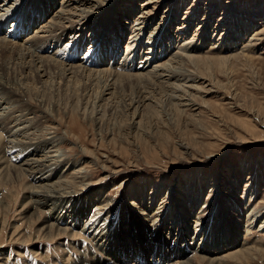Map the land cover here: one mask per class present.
Returning a JSON list of instances; mask_svg holds the SVG:
<instances>
[{"label": "rangeland", "instance_id": "1", "mask_svg": "<svg viewBox=\"0 0 264 264\" xmlns=\"http://www.w3.org/2000/svg\"><path fill=\"white\" fill-rule=\"evenodd\" d=\"M43 1L5 0L0 3L9 9L2 12L7 16H0L4 19V24L0 25V39H4L0 45L4 47L0 46V50L7 46L0 51L3 53L0 64L9 65L3 73L0 72L3 75L7 73L6 79H20L21 92L34 93L29 98L23 97L24 107L19 104V98L13 96L11 99L6 94L10 107H0V120L14 113L13 117L20 116L21 127L24 128L23 132L9 136L10 139L6 132L0 131L3 134L0 136V264H92L93 260H105L104 264H120L122 261L140 264L152 258L154 261L159 258L157 264L190 258H195L191 264H206L199 260V251H192L195 244L200 250L205 240L210 247L229 235L236 237L237 242L233 247L216 252L218 258H224H219L221 264H241L230 260L227 254L243 249H250L252 254L249 261L242 264H264V0H157L141 7L145 0H133V3L128 0L125 4L122 0L121 8L126 6L129 13H126L127 17L121 16V22L127 19L129 25L120 24L126 30L118 42L119 55L104 66L97 64L100 55L96 44L90 48L94 41L90 43L89 38L95 40L99 35L97 32L108 30L98 27L112 22L113 5L117 7L121 0H92L86 6L87 19L84 17L86 14L79 17L77 10L72 11L73 14L68 16L74 17L64 19L60 24L68 27L71 24L69 20L79 17L77 20L82 21L72 23L71 27H77L71 33L63 27L51 32L41 27L55 15L61 0H54L52 9L48 8L36 23H30V19L37 17L35 9ZM5 8L1 6L0 9ZM143 8L146 11L150 9L153 18L149 24L145 21L147 28L138 30L142 24L137 16ZM111 9L110 19L105 18ZM19 17H23L21 22L12 25ZM9 25L13 27L8 29ZM235 26L239 30L236 39L232 35ZM1 32L7 34L4 36ZM135 34L139 35L138 40L131 46L129 42L134 39L129 40V37ZM156 34V44L148 45L154 49L158 45L161 53L157 54V61L146 69L142 68L137 63L145 52V42ZM162 34L167 36L164 42L159 38ZM107 35L106 50L103 45L101 47L103 52L109 53L116 36ZM32 37L36 48L25 46L42 60H51L55 64L60 62L65 67L83 64L94 70L109 69L121 77L111 75L105 82V76L77 72L71 82L77 83L79 93L72 96L65 90L60 77L54 76V68L48 72L51 77L40 79L44 85L38 83L34 73L20 69L27 61L18 60L17 56L22 53L24 42H30ZM192 45H200L198 53L205 58L198 65L178 58L187 50L194 54ZM91 52L99 56L91 59ZM120 56L122 58L118 60ZM222 56L228 59L222 61ZM125 60L132 62L125 63ZM168 60L171 67L163 77L158 74L161 72H157V79L141 75L127 81L128 77L124 76H133L137 72L145 74ZM146 78L164 84L162 88L158 86L163 92L156 90V83L149 86ZM73 83L71 85L75 86ZM82 83H87L86 87L88 83L90 85L84 90ZM138 100L142 101L138 103ZM6 139L14 140L10 144ZM48 139L51 141L46 144ZM31 148L34 151L38 148L35 151L38 153L31 152ZM25 153H28L27 157ZM37 157L60 161L62 165L56 168L58 173H46L45 169L42 171L44 175L41 172L33 176L40 178L38 180L48 178L49 182H33L31 176L26 177L15 168H9L15 163L13 159L21 163V160ZM54 166L55 163L51 167ZM235 175L239 177L232 189L228 184ZM75 176H85L86 182H83L92 191L89 198L78 196L80 203H76L74 208L75 200L72 199L58 208L56 216L59 221H55V226L67 228L65 232L45 229L48 214L30 203L31 184H49L58 179L67 182ZM214 181L220 189L217 187L212 194V188L207 186ZM77 182L79 179L69 183L70 188L67 185L66 190H78ZM200 182L206 185L200 186ZM250 188L254 193L248 192ZM190 189L192 194H196L197 203L184 222L188 232L185 239L193 236L191 249H183L186 244L181 247L177 244V233L171 237L178 227H173L179 217L175 216L177 210L169 215L166 212L172 204L181 205L180 191L185 195V201ZM169 191H175V194L172 193L174 196L167 200ZM140 198L143 203L146 200L148 203V210H143L147 226L141 221L136 223L133 218L139 219L143 208L131 203L134 200L137 203ZM187 201L190 209V200ZM97 203L100 205L94 206ZM103 205L104 209L99 213L97 208ZM106 206L109 210L103 213ZM160 211L163 213L159 214ZM165 217L166 223L161 220ZM149 224L151 228H148Z\"/></svg>", "mask_w": 264, "mask_h": 264}, {"label": "bare ground", "instance_id": "2", "mask_svg": "<svg viewBox=\"0 0 264 264\" xmlns=\"http://www.w3.org/2000/svg\"><path fill=\"white\" fill-rule=\"evenodd\" d=\"M5 0H0V3L1 4H3V2H4ZM132 2L131 3H133V2H135V1H133V0H131ZM32 2V1H31ZM34 2V1H33ZM45 2H46V4H45ZM90 2H92V0H61V2H60V6H59V8H58V10L57 11H55L56 13H54L55 15H53V16H49L50 17V19H49V21H47V23H45L43 26H41L42 28H48L46 31L47 32H51V31H54V30H59V29H61L62 27L66 30V31H70V33L72 32V30H75L76 29V27H77V25H74V27H71L72 26V23H75V24H77V23H80L82 20H80V21H78L77 20V18H79V17H81L83 14H86L84 17H85V19H87V13H85V10L88 8V7H86V6H88L89 4H90ZM96 2V1H95ZM123 2H124V4L125 3H128V0H123ZM122 2V0L119 2V5L117 6V7H115L114 5H113V10H114V14H113V16H114V19L112 20V22H108L109 24H106L105 25V23H104V25L103 24H100V26L98 27V28H100V30H105V29H107L108 28V30H105V32H103V31H101V32H97V33H99V35H98V38L97 39H95V40H92V38H89V40H91L90 41V43H92L93 41V43L91 44V47L90 48H92V47H95L94 45L96 44V50L99 52V55H100V57H99V60H98V62H97V64L98 63H100V65L102 64L103 66L104 65H109L110 63H112L111 61L112 60H114L115 61V58L116 57H118V55H119V48H118V42L122 39V33H124V31L126 30V29H123L124 27H123V25L121 26L120 24L121 23H123L124 25H129V22H127L126 20L125 21H123V22H121V16L123 17V16H126L127 17V15H126V13H129V10L126 8V6H124L123 8H121V4L123 3ZM155 2H157V0H145L144 2H142V4L140 5V7L142 6V5H149V4H151V3H155ZM6 3V2H5ZM18 3V2H17ZM40 4H41V2H39ZM53 3H54V0H45V1H43V4L42 5H39V8H36L35 9V11L37 12V17L36 18H32V19H30V23H32V24H34V23H36L37 21H39L40 19H41V16L47 11V9L48 8H51L52 7V5H53ZM45 4V5H44ZM7 5H9V4H7ZM26 5V4H25ZM133 5V4H132ZM132 5H130L131 7H134V6H132ZM1 6H2V8L4 7H7L6 5H0V8H1ZM19 7V6H18ZM10 8V7H9ZM17 8V7H16ZM25 7H23L22 8V10L24 9ZM147 8H148V6H147ZM52 9V8H51ZM50 9V10H51ZM91 9V8H90ZM112 9H111V11H109V13L107 14V16L105 17V18H107V17H109V19H110V14H111V12H112ZM146 8H143V9H140V12H139V16H137L138 17V19L137 20H141L139 23H140V25L142 24V26H140V29H138V30H141V29H143V28H145L147 25L146 24H149V22L152 20V16H151V12H150V9L148 10V11H146L145 10ZM4 10H9V9H0V16H2V15H4V14H2V12L4 11ZM49 10V9H48ZM76 10H77V12L79 13L78 14V16L79 17H77V16H75V18L76 19H72V20H69V26L68 27H64L63 25H61L60 26V24H61V21H63L64 19H71V17H74V16H68V15H72L73 13H71L72 11H74V12H76ZM89 11V10H88ZM5 12V11H4ZM36 15V14H35ZM105 15V14H104ZM5 16H7V14H5ZM5 16H3L5 19H6V17ZM11 16V15H10ZM87 16V17H86ZM129 16H131V15H129ZM2 17V18H3ZM68 17V18H67ZM104 17V16H103ZM22 18L23 17H19L18 19L16 18V23H12V25H18V23L17 22H21V20H22ZM104 18V19H105ZM96 19V18H95ZM0 25L2 24H4V22L2 21V20H4V19H1L0 18ZM73 20H75V21H73ZM134 20V19H133ZM147 20V23L146 24H144L145 23V21ZM87 21V20H86ZM88 21H89V19H88ZM41 22V21H40ZM77 22V23H76ZM120 22V23H119ZM29 23V24H30ZM42 23V22H41ZM68 23V22H67ZM83 23V22H82ZM89 23V22H88ZM19 24H21V23H19ZM28 24V25H29ZM40 24V23H39ZM38 24V25H39ZM93 24V23H92ZM91 24V25H92ZM144 24V25H143ZM8 26V29H10V27H13V26ZM22 25V24H21ZM137 25V24H136ZM241 25V24H240ZM76 26V27H75ZM83 26V25H82ZM96 26V25H95ZM135 26V25H134ZM162 26V25H161ZM167 26V25H166ZM36 27V26H35ZM40 27V28H41ZM97 27V26H96ZM119 27L121 28V29H119ZM163 27V26H162ZM1 28V27H0ZM20 28V27H19ZM28 27H26V29H27ZM42 28H41V30H42ZM62 28V29H63ZM70 28V29H69ZM147 28V27H146ZM12 29V28H11ZM235 31H234V34H232V35H234L233 37H234V39H236V36H237V34H239V32H237V31H239L238 29H236V26H235V28H233ZM242 29V28H241ZM246 29H247V27H246V25H245V28H244V31H246ZM15 30H17L18 31V28H16ZM41 30H39V31H41ZM92 30V29H91ZM94 30V29H93ZM98 30V29H97ZM137 30V31H138ZM7 32H9L10 30H6ZM29 31V30H28ZM46 31H45V33H46ZM61 31V30H60ZM118 31H119V33H118ZM231 31V30H230ZM243 31V30H242ZM7 32H1V34H3L4 36L7 34ZM19 32V31H18ZM62 32V31H61ZM135 32V31H134ZM6 33V34H5ZM69 33V34H70ZM107 33H109V35H112L113 36V34L116 36V38L113 40V43H115V45L111 48V50L109 51V53L106 51V52H103V48L101 47L102 45L105 47V50H106V44H107V40H108V35H107ZM121 33V34H120ZM131 33V32H130ZM156 33V32H155ZM155 33H153V32H150V34H155ZM159 33V32H158ZM241 33V32H240ZM242 33H244V32H242ZM82 34H83V31H82ZM134 34V33H133ZM91 35V34H90ZM132 35V34H131ZM157 35L158 34H156V35H153L152 37L150 36L148 39H147V41L145 42V45H147L146 46V48H145V52L143 53V55H142V57H141V61L139 62V63H137V65L138 64H140V65H142V68H147V67H149L150 65L149 64H151V63H153V61H157V56L158 55H160V53H159V49H157V46H156V48L154 49V47L152 46V45H148L149 43H151V44H156L155 43V41H154V38H156L157 37ZM138 34H135L134 36H130L129 37V40L130 39H134V40H132V41H130L129 42V44L131 45L132 43H134V42H136L137 40H138ZM256 36H258V35H256ZM111 37V36H110ZM159 37V36H158ZM171 37V36H170ZM231 37V36H230ZM240 37H241V35H240ZM33 38L34 37H32V38H30L31 39V41L30 42H28V43H25L24 42V49H23V51H22V53H24V54H18L17 56H18V60L19 59H22V60H25V61H27L26 63L27 64H25V65H22V66H20L21 68V70H24V71H26L27 69L29 70V71H27V72H31V73H34L33 75H34V77H35V79H37L38 80V83L40 82V79H44V78H46L47 76L49 77V71L50 70H53V69H51V68H54L55 70H56V72H54V76L55 77H60V81H61V83L63 84V86H64V88H65V90L67 91V92H70L69 94L71 95V94H76V93H79L78 92V87L75 85V84H77V83H73V82H71V78L73 77V76H75V73H77V72H79V73H87L89 76L90 75H92V74H94V75H97V76H105L106 78H105V82L107 81V80H109V76H111V75H113V76H117L118 78L119 77H121V75L119 74V73H115V71H112V70H109V69H97V70H94V69H91L90 67L89 68H87L85 65L83 66V64L80 66V65H78L77 63V65H69L68 64V67H65L64 65H62L60 62H57V64H55L53 61H51V60H49V61H47V60H42V58H40V57H36L37 55H34V54H31V51H30V48L29 47H31V46H34L35 47V41H33ZM37 38V37H36ZM84 37H82V39H83ZM160 40L161 41H163V40H167V36L166 35H161L160 37ZM44 38H42V40H43ZM111 39V38H110ZM172 39V38H171ZM4 39L3 38H1L0 39V44L3 42L4 43V41H3ZM35 40V39H34ZM42 40H40V41H42ZM100 40V42L98 43V41ZM168 40H170V39H168ZM29 41V40H28ZM235 41V40H234ZM27 42V41H26ZM104 42V43H103ZM105 42H106V44H105ZM110 42H112V41H110ZM164 42V41H163ZM89 42H88V44H90ZM159 43H161V42H159ZM25 44H28L29 45V47H26L25 46ZM49 44V43H48ZM97 44H99V46L97 45ZM3 45V44H2ZM109 45V44H108ZM127 45H128V43H127ZM126 45V46H127ZM130 45H128V46H130ZM170 45H171V43H170ZM200 45H201V42H200ZM200 45H192V46H194L193 48H191L192 50V52L194 51V54L193 53H191L189 50H187V52H184L183 54H181V56H178V58H184V59H186L187 60V62H192V63H194V64H197L198 65V63L200 62V63H202L203 62V60L202 59H205L203 56H200L199 55V53H198V50L200 49L199 48V46ZM1 46V45H0ZM60 46V45H59ZM132 46V45H131ZM134 46V45H133ZM1 47H4V46H1ZM7 47V46H6ZM5 47V48H6ZM116 47L118 48V50H115L116 49ZM142 47V46H141ZM228 47V46H227ZM226 47V48H227ZM4 48V49H5ZM22 48H23V46H22ZM36 48V47H35ZM69 48V47H68ZM89 48V49H90ZM135 48V47H134ZM133 48V49H134ZM189 48V49H190ZM223 48V47H222ZM3 49V50H4ZM89 49H87V50H89ZM136 49V48H135ZM142 49V48H141ZM2 50V49H1ZM0 50V51H1ZM2 50V51H3ZM96 50H95V52H96ZM115 50V51H114ZM130 50H132V49H130ZM157 50H158V52H157ZM1 51V52H2ZM20 51V52H21ZM64 51V50H63ZM79 51V50H78ZM162 51V50H161ZM186 51V50H185ZM5 52V51H4ZM35 52V51H34ZM39 52V51H38ZM83 52H86L85 50L83 51ZM93 52V51H92ZM92 52L90 53L91 54V56H89V57H91V59H92V57H93V59H95L96 57H98L99 55L98 54H95V53H93L92 54ZM167 52V51H166ZM165 52V53H166ZM11 53V52H10ZM13 53H14V50H13ZM18 53V52H17ZM60 53H61V50H60ZM89 53V52H88ZM195 53H196V55H195ZM198 53V54H197ZM1 54H3V53H1ZM0 54V55H1ZM89 54V55H90ZM116 54V55H115ZM158 54V55H157ZM62 55H63V52H62ZM102 55V56H101ZM104 55V56H103ZM206 56V55H205ZM62 57V56H61ZM102 57V58H101ZM129 57V56H128ZM203 57V58H202ZM47 58V57H46ZM63 58V57H62ZM121 56L118 58V60L120 59L121 60ZM220 58V57H219ZM50 59V58H49ZM57 59V58H56ZM59 59V58H58ZM221 59H222V61H223V59H228V58H226V57H221ZM230 59V58H229ZM118 60H116V61H118ZM54 61H56V60H54ZM95 61V60H94ZM206 61H207V59H206ZM119 62V61H118ZM125 63L126 62H132L131 60H125L124 61ZM170 61L168 60V61H166V62H164V63H161V64H158L156 67L154 66L153 67V69L152 70H147V72L145 73V74H143V73H135V75H133V76H131L130 74H125L124 76L125 77H128L127 78V81H129V80H132L133 78L135 79V77L136 78H139V77H141V75H148L150 78H156L157 79V75L159 74V76H161V77H163V73H168V69L170 70V67H171V63H169ZM205 62V61H204ZM25 63V62H24ZM64 64V63H63ZM90 64V63H89ZM6 65H7V67H8V65H9V63H2V64H0V71H2V73H3V71L4 70H6L5 68H6ZM94 65V64H93ZM114 65V64H113ZM149 65V66H148ZM212 65V64H211ZM88 66V65H87ZM62 67V68H61ZM125 67V66H124ZM208 67V66H207ZM95 68V67H94ZM19 69V68H18ZM117 69H118V67H117ZM205 69V68H204ZM120 70V69H119ZM11 71V70H10ZM123 71H124V69H123ZM26 72V73H27ZM142 72V71H141ZM157 72H161V73H158L157 74ZM1 73V72H0ZM1 73V74H2ZM11 73V72H10ZM23 73V72H22ZM53 73V72H52ZM7 74V73H6ZM6 74H2V76H0V91L2 90L3 92H0V107L2 106V107H10V105H8L9 104V99H7V98H5V96H6V94H8L9 95V98H13V96H14V98L15 97H17V98H19V102H20V100H21V102L19 103V104H23V107L24 106H26V104H25V100L23 101L22 99H23V97H27V98H29V97H31L32 95H34V93L33 92H31V91H28V93H23V92H21L20 90V87H19V85H18V82H20L19 80H17L16 78H13V77H8L7 79H6V77H7V75ZM78 74V73H77ZM10 75V74H9ZM14 75V74H13ZM19 75V74H18ZM17 75V76H18ZM82 75V74H81ZM87 75V76H88ZM93 75V78L95 77ZM52 75H50V77H51ZM79 76H80V74H79ZM87 77V78H90V77ZM96 76V77H97ZM165 76V75H164ZM167 76V75H166ZM4 77H5V79H4ZM78 77V76H77ZM54 78V77H53ZM75 78V77H74ZM74 78H72V79H74ZM82 79V77H79V79ZM84 79V78H83ZM86 79V78H85ZM99 80H101L102 78H98ZM111 79V78H110ZM122 79V78H121ZM133 79V80H134ZM148 81H149V83L147 82V84H149V86L151 85L152 86V82L153 83H156V84H154V85H156V90H161V89H159L158 88V86L159 87H164L163 85L164 84H161V83H159V81H157L156 79H154V80H152V79H148V78H146ZM27 80V79H26ZM26 80H24V82L26 81ZM48 80V79H47ZM54 80V79H53ZM75 80V79H74ZM76 80H78V79H76ZM156 80V81H155ZM59 81V82H60ZM76 82V81H75ZM82 82H84V81H82ZM87 82H88V80H87ZM90 82V81H89ZM33 83H35V81L33 82ZM40 83H43V85H44V83L45 82H43V80L40 82ZM71 83H73L75 86H72L71 85ZM167 83V82H166ZM15 84H17L18 85V87L17 86H14ZM83 84V89L85 90V89H87L88 88V86L90 85V83H88L89 85L86 87V85H87V83H82ZM82 84L80 85L81 87H82ZM169 84V83H168ZM167 84V85H168ZM105 85H107V84H105ZM161 87V88H162ZM167 87V86H166ZM197 88V87H196ZM148 89V88H147ZM152 89H154L153 87H152ZM167 89V88H166ZM200 89V88H199ZM82 91V92H86L87 93V91ZM207 90V89H206ZM107 91H108V89H107ZM155 91V90H154ZM162 92H163V90H161ZM182 91H183V89H182ZM4 92H5V95H4ZM31 92V93H30ZM80 92H81V90H80ZM146 92V91H145ZM18 93H20V94H18ZM33 93V94H32ZM143 93V92H142ZM152 93H154V92H152ZM161 93V92H160ZM111 94V93H110ZM148 94V93H147ZM147 94H145V96L147 95ZM159 94V93H158ZM7 95V96H8ZM82 95V94H81ZM96 95V94H95ZM106 95V94H105ZM152 95H154V94H152ZM72 96V95H71ZM70 96V97H71ZM11 98V99H12ZM75 98V97H74ZM140 98V97H139ZM84 99V98H83ZM89 99V98H88ZM179 99V98H178ZM180 99H182V98H180ZM15 100V99H14ZM78 100V99H77ZM102 100V99H101ZM105 100V99H104ZM142 101V100H141ZM141 101H136V102H141ZM13 102V101H12ZM77 102H79V101H77ZM11 103V102H10ZM13 103H15V102H13ZM87 103V102H86ZM180 103V102H179ZM21 104V105H22ZM175 104H177V103H175ZM182 104V103H181ZM181 104L179 105L178 104V106H181ZM184 105H185V103H183ZM191 104V103H190ZM5 105V106H4ZM139 105V104H138ZM187 105V104H186ZM20 106V105H19ZM177 106V105H176ZM6 110V109H5ZM7 110H9V109H7ZM12 111H14V110H12ZM154 111V110H153ZM7 113V112H6ZM8 113H9V111H8ZM7 113V114H8ZM11 115V114H10ZM2 116V115H1ZM4 116V115H3ZM13 116H14V113H13ZM13 116H11V117H13ZM11 117H9V114L7 115V118H4L3 117V120L1 119L0 120V131L1 132H6L8 135V137L7 138H9V136H14V134H17L18 132H23V130H24V128H22L21 127V125L23 124V122L21 123L20 122V116H18V117H13V118H11ZM9 118V119H8ZM11 118V119H10ZM10 123H14L12 126H10L11 124ZM10 124V125H9ZM8 125H9V127H8ZM27 130V129H26ZM25 130V131H26ZM0 132V136L2 137L3 136V134ZM6 135V134H5ZM19 135V134H18ZM18 137V136H17ZM25 137V136H24ZM34 137V136H33ZM15 138H16V136H15ZM14 138V139H15ZM10 139V138H9ZM8 139V141H9V143L10 142H12L13 140H9ZM35 139V138H34ZM43 139V138H42ZM20 140V139H19ZM18 140V141H19ZM6 141H7V139H6ZM5 141V142H6ZM7 141V142H8ZM51 141V140H50ZM49 141V139L47 140V142H46V144L48 143V142H50ZM19 142H21V141H19ZM13 143V142H12ZM44 143V142H43ZM11 144V143H10ZM15 144V143H14ZM20 144V143H19ZM17 145V146H20V145ZM45 144V143H44ZM49 144V143H48ZM33 145V144H32ZM40 145V144H39ZM14 146H16V145H14ZM13 146V147H14ZM23 146V145H22ZM36 146V145H35ZM12 147V146H11ZM12 147V148H13ZM32 147V146H31ZM34 147V146H33ZM44 147V146H43ZM12 148H10V149H12ZM15 149H16V147H14ZM24 148V147H23ZM28 149V148H27ZM31 149H33V148H31ZM30 149V150H31ZM38 149V148H37ZM36 149V150H37ZM25 150V149H24ZM35 150V151H36ZM34 151V149L31 151V152H33ZM34 151V152H35ZM31 152H30V154H31ZM36 154L38 153V152H35ZM26 154H28V153H25V156H26ZM29 154V155H30ZM14 155V154H13ZM24 155V154H23ZM15 156H17V155H15ZM31 156V155H30ZM36 156V155H35ZM34 156V158H36ZM38 156V155H37ZM24 157V156H23ZM27 157V156H26ZM33 157V156H32ZM45 157V156H44ZM14 158V157H13ZM29 159V160H21L22 162L21 163H18V161H16V160H14L13 159V161H15V163H13V162H11V163H13V164H11V166L9 167V168H11V167H13V168H15L18 172H19V174H22V175H25L26 177L28 176H31L32 178L31 179H33L32 181L33 182H42V181H47V182H49V179L48 178H45V177H43V178H41V179H43V180H38V179H40V178H38V179H36L35 177H33V176H35L36 174H39V173H41L42 171H44L45 169L47 170L46 171V173L47 172H50V173H58L59 171H56L57 169L56 168H60V167H62V165H60V161H56V162H52V161H50V160H45V159H39L38 157V159ZM52 158H54V157H52ZM4 159H5V157H4ZM26 159V158H25ZM47 159V158H46ZM55 159V158H54ZM7 160H8V158H7ZM58 160V159H57ZM5 161V160H4ZM3 162V161H2ZM17 162V163H16ZM20 162V161H19ZM50 162H52V163H50ZM59 162V163H58ZM7 163V162H6ZM55 163V165L56 166H54V167H51L53 164ZM8 167V166H7ZM51 167V168H50ZM52 168H53V170H52ZM44 173L45 172H42L41 174H43L44 175ZM78 173V172H77ZM14 175V174H13ZM42 175V176H43ZM57 175V174H56ZM76 175V174H75ZM42 176H40V177H42ZM48 176V175H47ZM236 176V177H235ZM234 177L235 178H232V179H230L232 182H230V184H228V185H232V186H230L232 189L234 188V184L235 183H237V178L239 177V176H237V175H235ZM30 178V177H29ZM85 178V176H83L82 178L81 177H77V176H75V177H72V180L71 181H61V180H57V181H55V182H50L49 184H37L36 186H34L33 185V183L31 184V186H30V192H29V200H30V203L32 204V205H35V209H37V210H41V212H43V213H46L47 212V214H48V219L45 221V226H44V228L46 229H48L49 231L51 230H54V231H59V232H65L66 231V229L67 228H65V227H60V226H55V221L57 222V221H59L58 220V218H57V216H56V214H57V211H58V208L61 206V204L62 203H67L68 202V200H70V199H72V200H75V204H74V206H73V208L75 207V205H76V203H78L79 202V200H80V198L81 197H83V198H86V197H88L89 198V194L92 192V191H90L91 189H87V184H85V182H86V180L84 179ZM200 178V177H199ZM62 179V178H61ZM77 179H79V182H77L79 185V189L77 190V189H73V190H69V188H70V186L68 185L69 183H71V182H74V180H77ZM196 179H198L197 178V176H196ZM204 180V179H203ZM202 180V181H203ZM215 180H217V179H215ZM83 181H85V182H83ZM208 182V181H207ZM46 183V182H45ZM76 183V182H75ZM75 183H72V184H75ZM34 184H36V183H34ZM196 184V183H195ZM217 181H214L213 182V184H208V189L211 187L212 189H211V192H212V194L213 193H215L216 192V190L219 188L220 189V187L219 186H217ZM248 184V183H247ZM247 184L245 185V187H247ZM68 185V186H67ZM200 186H205L206 184H202L201 182H200V184H199ZM65 186H67V187H69V188H67L68 190H66V188H65ZM46 187H49L50 188V190H48ZM218 187V188H217ZM250 187H252V186H250ZM76 188V187H75ZM246 189V188H245ZM214 190V191H213ZM252 190H253V188H250V189H248V192H252ZM209 191V190H208ZM207 192V191H206ZM172 193H174L175 194V191H173ZM172 193H171V191H169V192H167L166 193V196H167V200H168V197H173L174 195H172ZM187 193V192H186ZM252 193H254V192H252ZM180 194L182 195V200L179 202L181 205H175V204H172V206L170 207V209L166 212L168 215H169V213L172 211H178V209H180V212L178 211H176L175 212V216H179L178 217V220H176L177 222L175 223V225L173 226L174 228L176 227V225H178V227H176V230H174V233H172V236L171 237H173L174 235H175V233H177L176 234V236L178 235V237H177V244L181 247L182 246V244H186V247L184 246L183 247V249H185V248H189V249H191V239H192V237H191V239H188V240H186L185 238H186V236H185V233L187 232V230H186V228L184 227V222H185V220H187V217L189 216L188 214L192 211V209L194 208V206H195V204L197 203L196 202V199H197V196H196V194H192V190L190 189L189 190V193L188 194H186L187 196H186V200L185 201H183V198L185 197V195L183 194V193H181V191H180V193H179V196H180ZM192 194V198L190 197V195ZM152 195V193H150L149 194V196H151ZM170 195V196H169ZM80 197V198H77V197ZM97 196V195H96ZM178 196V195H177ZM91 199H93V198H90V200ZM190 200V209L189 208H187V203H188V201L187 200ZM133 200V199H132ZM143 199L142 198H140L138 201H137V199H136V201H137V203H135V200L131 203V205L133 204H136L137 206H138V208H143V209H140V211H142L141 213H139L140 214V218L139 219H137L136 218V216H134L133 218H134V220L136 221V223H139V221H141L143 224H144V218H145V215H144V213H143V210L145 209V210H148V203H147V200H146V203H143V201H142ZM185 202V203H184ZM196 202V203H195ZM72 203V202H71ZM80 203V202H79ZM184 205H183V204ZM155 204V203H154ZM68 205V204H67ZM78 205V204H77ZM98 205H100V203H97V205H94V206H98ZM102 205V204H101ZM105 205V204H104ZM104 205L103 206H101V208H97V209H99V213L101 212V210L102 209H104L103 207H104ZM82 206V205H81ZM65 207V206H64ZM70 207V206H69ZM100 207V206H99ZM150 207V206H149ZM241 208L243 207V205L242 206H240ZM66 208V207H65ZM78 208V207H77ZM43 209V210H42ZM106 210L103 212V213H106L107 212V210H109V208L106 206V208H105ZM63 210H64V208H63ZM67 210V209H66ZM65 210V211H66ZM191 210V211H190ZM85 211V210H84ZM165 211V210H164ZM61 212V211H60ZM80 213V212H79ZM84 213V212H83ZM163 212H161L160 211V213L159 214H162ZM75 215H77L76 213H75ZM102 215V214H101ZM100 215V216H101ZM136 215H138V213L136 214ZM157 216H160V215H157ZM156 216V217H157ZM139 217V216H138ZM183 217H185V218H183ZM237 217V216H236ZM57 218V219H56ZM251 218H253L252 216H251ZM71 219V218H70ZM155 219V218H154ZM162 220V222L164 221H166L167 220V217H165L164 218V220H163V218L161 219ZM180 220V221H179ZM197 220V219H196ZM249 220L251 221V219L249 218ZM253 220V219H252ZM70 221V220H69ZM72 221V220H71ZM154 221V220H153ZM247 221H248V219H247ZM167 222V221H166ZM165 222V223H166ZM180 224H179V223ZM154 224V223H153ZM156 224V223H155ZM154 224V225H155ZM163 224V223H162ZM61 225V224H60ZM144 225H146L147 226V224H144ZM64 226V225H63ZM181 226H182V228H181ZM186 226V225H185ZM151 228V225L149 224L148 225V228ZM261 227V226H260ZM159 228V227H158ZM164 227L162 226V229H163ZM171 228V227H170ZM179 228H181V229H179ZM179 230V231H178ZM94 231V230H93ZM153 231V230H152ZM154 232V231H153ZM58 233V232H57ZM160 233V232H159ZM188 233V232H187ZM174 234V235H173ZM191 234V233H190ZM89 237V236H88ZM176 238V237H175ZM159 239V238H158ZM106 240V239H105ZM190 240V241H189ZM225 241V242H224ZM205 243L203 244L204 246L202 247V249H200V250H198V248H199V246H197V244H195V246L192 248V251L193 250H197V251H199L200 253L198 254V258H199V260L201 261V262H207L206 264H221V262H222V260H220L219 258H222L221 256L218 258L217 256H218V250H221V249H225V248H227V247H233V245L234 244H236V242H237V238L236 237H230V235H229V237H226L225 236V239L224 240H222V241H219L218 240V242L217 243H214V244H212L211 243V241H210V243L212 244L210 247H208L206 244H207V240H205L204 241ZM220 242V243H219ZM151 244V243H150ZM115 248V247H114ZM231 249V248H230ZM217 252V253H216ZM120 253V252H119ZM182 253V252H181ZM198 253V252H197ZM136 254V253H135ZM171 254V253H170ZM251 254H252V251L250 250V249H243V250H240V251H235V252H232V253H230V254H227L228 255V258L230 259V260H235V262L237 261V262H239V263H245V262H247V260H248V257H250L251 256ZM119 256H120V254H119ZM130 256V255H129ZM169 256V255H168ZM226 256V255H225ZM123 258V257H122ZM150 258H152V257H150ZM121 259V258H120ZM161 259V258H160ZM166 259V258H165ZM222 259H224V258H222ZM250 259V258H249ZM129 260V259H128ZM195 258H190V259H186V261H179V260H177V261H172V260H169V261H166L167 263L166 264H186V263H190L191 264V262L192 263H194L195 261ZM228 260V259H227ZM105 261V260H104ZM104 261L103 262H100V261H95V260H93L92 261V264H104ZM197 261V260H196ZM249 261V260H248ZM155 262H156V264H157V262H160L159 261V258L158 259H156L155 261L153 260V258L151 259V260H146V261H141V263L140 264H155ZM106 263V262H105ZM114 263V262H113ZM127 263V261H122V262H120V264H126ZM139 263V262H138ZM165 263V262H164Z\"/></svg>", "mask_w": 264, "mask_h": 264}]
</instances>
